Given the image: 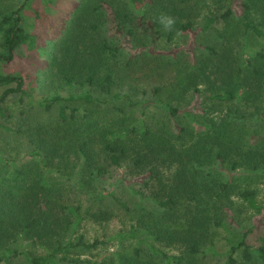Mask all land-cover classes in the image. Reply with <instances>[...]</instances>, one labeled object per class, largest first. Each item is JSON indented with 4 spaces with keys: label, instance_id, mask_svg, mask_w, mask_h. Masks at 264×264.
I'll return each instance as SVG.
<instances>
[{
    "label": "trees",
    "instance_id": "1",
    "mask_svg": "<svg viewBox=\"0 0 264 264\" xmlns=\"http://www.w3.org/2000/svg\"><path fill=\"white\" fill-rule=\"evenodd\" d=\"M32 1L25 0L22 7L0 9V89H4L0 95V132H20L6 125L11 121L7 104L17 96L32 99L25 89L27 81L23 75L5 73L18 59L20 49L33 51L38 47L40 37L31 33L25 14ZM212 1L218 12L202 17L204 0H81L73 12L70 28L54 45L48 67L51 84L57 91L47 99L27 105L45 112L58 106L55 123L29 124L32 157L39 158L45 166L49 157L74 152L80 167L89 168L93 179H97L108 174V166L120 168L133 150L138 152L135 167L139 168L144 167L146 159L154 160V155L162 158V167L172 165L169 163L172 157L178 167L170 176V185L165 195L158 193L152 199L165 210L177 208L179 200L191 205L186 206L187 214L194 207L198 209L190 213L194 216L196 212L190 229L160 227L169 242L177 239L184 247L188 245L183 255L167 254L148 242L149 238L160 240L157 235L145 237L137 227L107 241L88 243L82 236L73 241L81 224L80 207L64 206L49 199L37 202L34 196L24 199L10 194L0 197V264H264L262 220L239 228L235 218L228 225L221 213L205 215V204L210 211H216V203L208 199L209 194L230 199L236 172L243 168L245 157L250 162L252 153L260 148L259 142L252 144V148L236 139V125L238 116L245 117L248 108L258 109L264 118V0ZM165 17L175 21L170 30L161 23ZM198 23L202 26L200 32L195 27ZM218 25H222L221 48L208 47L204 49L207 55L196 56L194 60L181 58L178 52L166 55L148 51L157 43L150 38L152 33L168 42L175 36H185L198 48L199 34ZM230 29L239 36L232 43ZM140 88H151L150 107L165 110L169 117L184 116L195 122V130L190 131L197 140L185 148L172 145L171 131L155 129V114L150 115L152 127L148 117V126L144 122L129 124L127 110L141 106L132 100L129 91ZM73 89L85 91L66 99L59 92ZM190 99H198L200 114L175 104ZM72 101L80 105H68ZM226 105L231 109L223 118L213 115L215 107ZM197 117H202L201 121ZM180 132L186 136L189 129L182 127ZM97 147L102 154L95 150ZM217 163L227 168L228 179L209 182L201 178L204 171ZM259 164L252 170L242 169L243 175L262 177L264 154ZM149 168V178L153 181L158 168ZM211 175L209 170L207 176ZM46 185L50 187L51 183L46 181L43 186ZM101 193L103 198L112 196L121 208L128 210L112 191ZM234 194L245 208L256 213L264 211L256 190L246 188ZM197 228L222 233L226 251L221 253L215 246L202 249ZM35 234L43 241L44 255H33L20 246L8 247L3 242L6 236L21 240ZM253 240L259 243L253 245ZM111 242H116V251L96 260L82 259V255L93 254ZM212 259L217 261L213 263Z\"/></svg>",
    "mask_w": 264,
    "mask_h": 264
},
{
    "label": "rangeland",
    "instance_id": "2",
    "mask_svg": "<svg viewBox=\"0 0 264 264\" xmlns=\"http://www.w3.org/2000/svg\"><path fill=\"white\" fill-rule=\"evenodd\" d=\"M24 1L0 0V9L22 7ZM61 2L62 0H33L31 2L25 14L28 18L31 33L40 37L38 47L33 51H28L24 48L20 49L16 62L5 69V73L7 74H21L25 77L27 81L25 89L32 96V99L28 96H17L6 106L11 116V121H7L6 125L20 132H7L5 130L0 132V197L11 194L26 199L27 197L34 196L37 198V202L40 199L43 202L49 199L52 202L60 201V204L64 206L80 207L81 224L77 233L73 236V241L79 236H82L88 243H92L95 240L107 241L121 232L129 231L131 227H137L138 230L144 232L145 237H153L152 235L155 234L160 239L149 238L147 239L148 242L154 244L172 257H181L188 245L184 243V247L181 241L177 239L169 242L164 237L166 232L160 231V227L178 226L177 228L185 227L186 229H190L189 227L192 226L193 217H196L195 214L198 212V209L194 207L196 212L192 216L190 213L194 210L191 209L189 214H187L186 206L191 205L186 200H179V206L173 210H165L159 207L152 199V196L158 193L165 195L164 191L170 185V176L174 174V170L178 167V163L172 157L169 158V163H173L172 165L162 167V158L154 155L156 157L154 160L146 159L144 167L139 168L135 167V159L138 156V152L133 150L131 157L127 161H124L120 168L108 166V174L97 179H93L89 168L80 167V160L74 152L65 155L61 153L57 158H53V156L52 158L49 157L46 166L39 158L32 157L34 147L29 140V124L34 125L39 122L55 123L58 119V106H55L51 112H45L37 108L31 109L27 105L31 101L38 102L47 99L57 91L54 85L51 84L48 67L55 51L54 45L65 35V31L70 28L73 12L81 0H70L64 4ZM212 3V0H204L202 4V17L206 16L209 12L216 15L218 7ZM238 13H240L239 9ZM195 27L196 31H201L202 26L199 23ZM214 27L211 31L199 34L198 48L192 46L185 36H175L172 42H168L165 37L159 38L152 33L150 38L154 41L157 40V43L153 44L148 51L153 54L163 53L166 55L178 52L179 57L186 56L194 60L196 56L207 55L208 52L204 49L208 47L221 48L220 44L223 37L222 25ZM110 35H112L111 32ZM234 38H239V36L235 33V30L230 29V43H232ZM150 90L151 88H140L129 91V96L132 100L135 103L141 104V106L127 110L128 123L144 122L148 126L149 120L146 117L150 119V115L155 114L153 120L155 129L158 127L163 130L167 129L169 132L171 131V136L169 137L172 138V141H170L172 145L185 148L197 140L196 138L194 139V134L190 131V129L195 130V122L186 119L184 116L177 118L169 117L165 110L148 105V101L152 99ZM84 91V89H73L70 91L71 93L67 90H60L59 92L66 99L70 95H80ZM3 92L4 89H0V95ZM197 100L190 99L188 102L175 104L181 106L183 110L191 109L190 111L199 112L200 103ZM68 105L79 106L80 103L72 101ZM227 107V105L215 107L213 111L216 112L213 115L223 118L226 115V111L228 112L231 109ZM248 109L245 117L243 114L242 116H238L236 125L238 137L236 139H240L245 145L246 143L247 145H251L252 148H254L252 144L256 142L261 144H259L260 148L256 149V152H253L250 156V162L245 157L246 159L242 163L243 170H252L255 165L261 166L259 161L261 160V155L264 154L261 151L264 150V118L261 117L258 109ZM209 112L211 113L212 111L209 110ZM250 113L255 114L250 115ZM195 119L201 121L202 117ZM151 123L150 119L149 125L152 127ZM182 127L189 129L186 136H182L180 132V128ZM182 138L183 140H181ZM95 150L98 154H102L99 147ZM245 153L247 154L248 152ZM142 156H144L143 153ZM101 160L105 162V160ZM151 166L158 168L155 171V175L157 176L152 178L153 181L149 178L151 173L149 167ZM242 169L236 172L238 175L236 181H231L233 189L230 191V199L218 198L214 194H209L208 199L212 203H216V211H210L208 204H205V215L207 217L213 216L214 213H221V218L223 221H227L228 225L230 222H234L233 218H235L238 221L237 227L239 228L251 226L252 221L259 224V220H262L264 224V211L256 213L253 210L245 208L244 205H241L237 194H234L246 188L256 190L258 203L264 207V174H262V177L256 175L249 176L248 174L243 175ZM209 170L211 171V176H207ZM209 170L204 171L205 175H201V178L207 179L209 182L212 180L217 182L219 180H226L230 176L227 168L218 165V163L212 165ZM186 171L188 170L186 169ZM199 175L200 173L197 174V179H199ZM46 181L51 183L50 187L47 185L43 186V183ZM110 191L127 206L128 210L121 208L112 196L103 198L99 194L101 192L109 193ZM164 198L166 199V197ZM72 221H75V219H72ZM196 236L201 237L202 249L215 246L221 253L226 251L222 240L223 234L216 231V229L208 232L198 229ZM20 239L17 240L15 237L9 238L6 236L3 242L8 247L20 246L33 255L45 254L46 250L43 246V241L38 234L29 239L24 236ZM115 243L111 242L107 247L101 248L93 254L82 255L81 257L82 259L90 258L96 260L100 258L99 256L116 251L117 246L114 245ZM258 243L257 240L252 241L253 245H257ZM212 261L215 263L217 259H212Z\"/></svg>",
    "mask_w": 264,
    "mask_h": 264
},
{
    "label": "clouds",
    "instance_id": "3",
    "mask_svg": "<svg viewBox=\"0 0 264 264\" xmlns=\"http://www.w3.org/2000/svg\"><path fill=\"white\" fill-rule=\"evenodd\" d=\"M161 23L163 24L166 30H170L173 27L175 21L170 17H165L161 19Z\"/></svg>",
    "mask_w": 264,
    "mask_h": 264
}]
</instances>
